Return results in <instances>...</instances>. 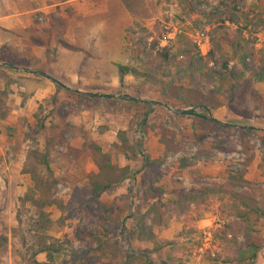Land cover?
Listing matches in <instances>:
<instances>
[{"label":"rangeland","instance_id":"374dc122","mask_svg":"<svg viewBox=\"0 0 264 264\" xmlns=\"http://www.w3.org/2000/svg\"><path fill=\"white\" fill-rule=\"evenodd\" d=\"M48 3L57 5L44 9ZM220 10L234 21L222 22L214 14ZM10 14L0 23V51L29 60L37 74L0 63V73L27 78L35 90L25 99L26 85L15 83L0 96V264H26L23 236L32 203L23 199L33 190L52 202L46 210L53 264H73V252L88 254L91 263L98 246L91 234L104 231L93 210L99 204L91 202L93 185L109 181L116 185L99 202L115 209L105 219L108 240L118 242L111 249L122 257L117 264H125L126 252L134 256L129 264H160L158 258L242 264L238 251L252 241L247 234L261 248L245 264H264V84L237 90L230 103L221 98L211 117L219 127L180 114L185 104L163 89L166 79L142 84L127 75L122 86L117 69L118 62L135 64L121 55L127 33L136 40L151 35L149 42L165 36L161 46L184 34L202 56L217 51L214 70L221 67L220 48L229 55L241 42L264 50V0H0V16ZM53 19L67 25L64 35L57 29L44 36L51 51L33 45L31 28ZM255 62L260 68L253 57L245 61ZM181 75L185 88L196 77L201 89L213 90L199 72ZM49 138L52 172L43 163ZM194 190L204 192L189 207L174 203ZM37 260L47 262L48 254Z\"/></svg>","mask_w":264,"mask_h":264},{"label":"trees","instance_id":"16d2710c","mask_svg":"<svg viewBox=\"0 0 264 264\" xmlns=\"http://www.w3.org/2000/svg\"><path fill=\"white\" fill-rule=\"evenodd\" d=\"M228 11H217V16H222V22L234 21L232 16L227 15ZM52 17V16H51ZM52 20L44 28H40L37 24L31 28V35L34 36L32 39L33 45L44 46L48 51L50 47L43 42L44 36H51L55 30L61 29V32H66L67 25L63 24V20ZM63 28V29H62ZM150 36H140L137 40L133 36L125 35L123 39L122 46V56H128L134 59L135 64L125 65L122 62L117 63V69L120 75V83L124 86L125 77L127 75H135L141 80L142 84H147L149 82L160 83V79H166V84L164 85V90L167 94L185 104V109H183L182 115H190L196 118H201L204 121L213 124L214 126H223L221 122L211 120L212 110L221 106L220 99L225 98L229 100V103L238 97L237 90H248L252 83L264 84V50L254 51L249 45L242 44L241 42H235L232 45L231 53L225 54L224 49H219V54L221 55V67L219 70H214L210 67V63L214 62L217 65L220 64V60L217 58V51L211 50L207 56H202L200 54L199 47L194 44L190 38L184 34H179L175 39H169L166 46H161V42L166 39L165 36L155 38L152 42H149ZM134 39L136 42L134 43ZM56 51V50H55ZM6 54L4 51H0V63L8 64V67L12 70H19L20 67H25V71L33 74L37 72L28 69L30 67V61L23 57H20L16 53ZM180 57H184L180 59ZM253 57L255 61H258L260 68H257V64L247 65L245 63L246 59ZM236 62L233 67L230 66L231 62ZM182 72L191 73L192 76L199 72L202 78L212 84L213 90H207L206 92L201 89L200 79L196 77L193 78L190 83L189 88H185ZM2 77L4 78L6 90H0V96L7 91V93H12L11 84L18 83L19 86H25L27 92L22 93L25 99L31 97L35 90L31 88V85H27L24 81L27 78L14 79L12 76H8L4 73ZM44 75V73H42ZM27 81V80H26ZM33 82L35 80H29ZM58 88L64 87L59 82H57ZM94 97L105 96L104 94H92ZM1 99V97H0ZM168 106H171L167 102ZM237 113V112H235ZM227 127V126H226ZM228 127H231L228 125ZM233 127V126H232ZM237 130L240 131H254V127H241ZM64 133H61L58 137L59 141H64ZM53 139L49 138L45 152L43 153L44 165L49 172H52L50 161L51 155L55 143ZM264 144V141H263ZM100 147L97 151H100ZM42 182L37 184V189L41 188ZM116 185V182L109 181L107 183H97L93 185L91 202H97L99 205L94 207L96 211L103 219L104 231L99 233V235L91 234L92 240L98 244L96 248H92L91 252H95L94 257L103 261H93L95 258H91V263L85 257L88 255L86 253L81 254L79 252H73L75 255L73 264H117L122 257H116L112 254V248H118V242L112 244L108 240L109 224L106 223L105 216L108 213L113 212L114 208H108L99 202L100 197L103 193L110 190ZM45 188V187H44ZM204 190H194L192 193H186L178 201L174 202L183 207H189L190 204L196 202L198 194H203ZM39 194L38 191H32L28 194L26 198L23 199L24 202L30 200L32 206L27 210L28 224L27 232L24 234V245L26 247L25 262L26 264H53L54 257L53 254L56 252L54 245L48 242L49 230L53 226V221L51 219L50 213L47 212L46 208L52 202L45 201L43 198L36 197ZM25 204V203H24ZM118 210V209H117ZM106 223V225H105ZM125 229L127 227L121 226ZM247 239L252 240L245 250L240 249L239 261L245 264L247 261L249 263L253 261L260 251V243L257 242L258 238L247 234ZM258 243V244H257ZM148 251L149 255L153 256L157 251ZM42 253L48 254L47 262H39L37 256ZM127 255L123 258L125 259V264H129L127 261H131L134 257L132 252H126ZM129 253V254H128ZM131 254V255H130ZM152 259V258H151ZM160 264H171L172 262H167L164 259L158 258ZM179 262V261H178ZM182 264V262L178 263ZM241 264V263H240Z\"/></svg>","mask_w":264,"mask_h":264},{"label":"crops","instance_id":"0c3cea01","mask_svg":"<svg viewBox=\"0 0 264 264\" xmlns=\"http://www.w3.org/2000/svg\"><path fill=\"white\" fill-rule=\"evenodd\" d=\"M32 1V0H31ZM55 5H57L56 3H54V4H52V3H48L47 5H44V9H48V8H50V7H52V6H55ZM12 16H15V15H4V16H0V23H5V20H6V18L7 17H12Z\"/></svg>","mask_w":264,"mask_h":264},{"label":"water","instance_id":"95a60500","mask_svg":"<svg viewBox=\"0 0 264 264\" xmlns=\"http://www.w3.org/2000/svg\"><path fill=\"white\" fill-rule=\"evenodd\" d=\"M51 79L55 80L53 77H51ZM60 84V83H59Z\"/></svg>","mask_w":264,"mask_h":264}]
</instances>
